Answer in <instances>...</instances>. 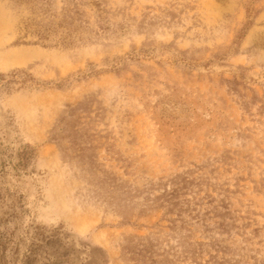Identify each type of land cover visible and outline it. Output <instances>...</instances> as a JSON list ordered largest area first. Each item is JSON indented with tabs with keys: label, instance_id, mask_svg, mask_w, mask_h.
Listing matches in <instances>:
<instances>
[{
	"label": "rangeland",
	"instance_id": "374dc122",
	"mask_svg": "<svg viewBox=\"0 0 264 264\" xmlns=\"http://www.w3.org/2000/svg\"><path fill=\"white\" fill-rule=\"evenodd\" d=\"M0 264H264V0H0Z\"/></svg>",
	"mask_w": 264,
	"mask_h": 264
},
{
	"label": "trees",
	"instance_id": "16d2710c",
	"mask_svg": "<svg viewBox=\"0 0 264 264\" xmlns=\"http://www.w3.org/2000/svg\"><path fill=\"white\" fill-rule=\"evenodd\" d=\"M42 39V38H41Z\"/></svg>",
	"mask_w": 264,
	"mask_h": 264
}]
</instances>
